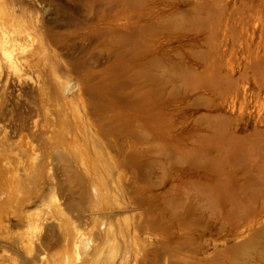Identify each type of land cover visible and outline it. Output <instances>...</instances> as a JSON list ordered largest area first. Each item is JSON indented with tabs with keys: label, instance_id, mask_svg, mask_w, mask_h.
<instances>
[{
	"label": "rangeland",
	"instance_id": "374dc122",
	"mask_svg": "<svg viewBox=\"0 0 264 264\" xmlns=\"http://www.w3.org/2000/svg\"><path fill=\"white\" fill-rule=\"evenodd\" d=\"M0 15V264H264V0Z\"/></svg>",
	"mask_w": 264,
	"mask_h": 264
},
{
	"label": "bare ground",
	"instance_id": "6f19581e",
	"mask_svg": "<svg viewBox=\"0 0 264 264\" xmlns=\"http://www.w3.org/2000/svg\"><path fill=\"white\" fill-rule=\"evenodd\" d=\"M20 23H18V22H12L11 21V19L10 18H2V15H0V38H1V40H0V50H2V52H4V59H5V64L3 65L4 66V68L5 69H8V70H11V71H13V72H16V73H18L19 71H20V68H19V63H20V61L21 62H27V61H29V60H26V59H22V58H20V57H16L15 55H14V50L15 49H13L15 46H16V38L17 37H19V36H12V37H8V32L10 33V32H12V31H14L15 30V26H17V25H19ZM16 31V30H15ZM17 32V31H16ZM13 33V32H12ZM7 34V35H6ZM16 34V33H15ZM5 35L7 36V38H5ZM11 35V34H10ZM17 35V34H16ZM13 47V48H12ZM13 49V50H10V49ZM22 59V60H21ZM27 59H29V58H27ZM31 59V58H30ZM31 61V60H30ZM1 177H2V175H0ZM18 176V175H17ZM0 177V178H1ZM4 177V176H3ZM20 179H22L21 177H20ZM2 180V179H1ZM14 180V179H13ZM12 180V182H14ZM18 180H19V178H18ZM24 180V179H23ZM20 181V180H19ZM19 181H17V182H19ZM10 182H11V180H10ZM16 182V181H15ZM3 183V181L1 182V184ZM13 184V183H12ZM18 183H16V185H17ZM4 185V184H3ZM2 185V186H3ZM8 185H9V183H8ZM20 185V184H19ZM1 186V187H2ZM18 186V185H17ZM7 187V186H6ZM9 187V186H8ZM12 187V186H11ZM15 187V186H14ZM21 187V186H20ZM16 188H18V187H16ZM2 189V188H1ZM8 189V188H7ZM19 189V188H18ZM7 191V190H6ZM101 191V190H100ZM1 192V191H0ZM108 192V191H107ZM2 193V192H1ZM62 224V223H61ZM61 226V225H60ZM64 226V225H63ZM68 228V227H67ZM68 230H70V229H68ZM73 231V230H72ZM68 232V231H67ZM66 232V233H67ZM65 233V232H64ZM74 233H76V231L75 232H73V233H71V234H73V235H75ZM78 233V232H77ZM76 233V235H75V237L76 236H78V234ZM69 238L71 237V236H68ZM122 237H123V235H122ZM69 238H68V240H69ZM108 238V237H107ZM76 240H77V238H75ZM70 242V241H69ZM68 242V243H69ZM78 241H76V242H74L73 243V249L72 250H74V249H77L78 247H79V245H78ZM117 243H118V245H120L119 244V242H116V244H113V243H110V246L111 245H114V247L112 246L111 247V249H112V254H114L115 252L116 253H118L117 251H119L118 249H120L119 248V246H117ZM84 247L86 248V250H87V247L89 246L88 245V243H86L85 244V242H84ZM117 246V248H116V246ZM69 246V245H68ZM83 246V245H82ZM81 246V247H82ZM89 248V247H88ZM110 248V247H109ZM69 249V248H68ZM79 249V248H78ZM77 249V250H78ZM71 250V249H70ZM79 251V250H78ZM80 251H84V250H80ZM88 251V250H87ZM109 251V250H108ZM68 252V251H67ZM61 253V252H60ZM69 253V252H68ZM67 253V254H68ZM76 253H79L80 255H81V253L80 252H76ZM76 253H74V254H76ZM115 253V254H116ZM66 254V255H67ZM74 254H72V256L74 257ZM79 254L77 255V256H79ZM108 254H109V252H108ZM75 255V256H76ZM60 256H64V253L62 254V255H60ZM116 256V255H115ZM114 256V257H115ZM110 257V256H109ZM61 258V257H60ZM69 258H71V257H68V259L66 258V260L68 261V260H72V259H74V258H72V259H69ZM115 259V258H114ZM63 260H65V259H63ZM69 263V262H68ZM66 264V263H65Z\"/></svg>",
	"mask_w": 264,
	"mask_h": 264
}]
</instances>
